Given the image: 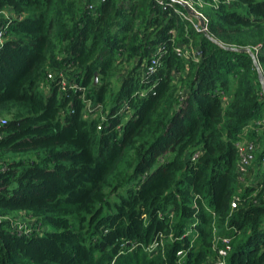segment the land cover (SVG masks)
Segmentation results:
<instances>
[{"label": "trees", "instance_id": "16d2710c", "mask_svg": "<svg viewBox=\"0 0 264 264\" xmlns=\"http://www.w3.org/2000/svg\"><path fill=\"white\" fill-rule=\"evenodd\" d=\"M183 1L0 0V264H264V0Z\"/></svg>", "mask_w": 264, "mask_h": 264}, {"label": "built area", "instance_id": "2783aa9c", "mask_svg": "<svg viewBox=\"0 0 264 264\" xmlns=\"http://www.w3.org/2000/svg\"><path fill=\"white\" fill-rule=\"evenodd\" d=\"M187 3V2H186ZM197 14L201 15L203 17V15L197 11L195 9V7L193 6V4L191 3H187ZM204 18V17H203ZM205 20V18H204ZM206 22V20H205ZM197 30L201 31V32H205V30H207V27L205 29H202L201 26L199 24L195 25ZM189 47H193V46H189ZM179 53H181V55L183 57H185L186 59H188L189 57H192L194 61L198 62V60L202 57V52L199 50H196L194 48H182V49H178L177 50ZM153 64H156L155 61H153ZM50 79H52V76H49ZM65 85V84H64ZM101 107L100 106H96L94 108L93 105H89L88 106V111L91 112H100L101 111ZM2 124H4L2 122ZM255 151H256V146L252 143L246 142L244 141L243 143L238 145V152H239V164H238V173L241 175H245L248 170L250 169L252 163L255 160ZM240 201V197L239 196H235L233 198L231 207L232 209H236L238 204ZM233 231L232 229L229 230ZM161 239H163V236H160ZM233 236L231 235H225L222 237H218L216 238V244H215V257L209 261L208 264H228V258L232 252L233 249ZM159 242L157 240H155L151 246L147 247L146 251L153 255L155 253H157L158 251V247H159ZM177 262L176 264H186V259H187V252L182 250L177 252Z\"/></svg>", "mask_w": 264, "mask_h": 264}, {"label": "water", "instance_id": "95a60500", "mask_svg": "<svg viewBox=\"0 0 264 264\" xmlns=\"http://www.w3.org/2000/svg\"><path fill=\"white\" fill-rule=\"evenodd\" d=\"M171 2H174V3H177L179 5H181L187 12L188 15L194 17L195 19L198 20L199 22V25L201 26L202 29H205L206 28V22L204 20V18L197 14L186 2H184L183 0H169ZM205 35L210 38L214 43H217V44H220L217 40H215L214 38H212L207 30H205ZM221 45V44H220ZM227 50H230V51H240V52H245V53H248L251 55V57L253 58L254 60V64L256 65L257 67V70H258V73H259V79H260V82H261V85H262V88H263V92H264V75L263 73L261 72L260 68H259V65H258V62H257V59L256 57L253 55L252 51L250 49H245V50H237V49H233V48H228ZM96 83H97V76H96Z\"/></svg>", "mask_w": 264, "mask_h": 264}, {"label": "rangeland", "instance_id": "374dc122", "mask_svg": "<svg viewBox=\"0 0 264 264\" xmlns=\"http://www.w3.org/2000/svg\"><path fill=\"white\" fill-rule=\"evenodd\" d=\"M124 70H127V68L124 69ZM125 74H126L125 72H122L121 75L119 76V78L124 77ZM119 86H120V84H119ZM119 86H118V83L116 82V83H115V90H118ZM94 108H95V107H94ZM96 112H98V111H96ZM102 112H103V109H102V111L99 112V114H101ZM17 221H18V222H24V221L26 222V219L21 218V219H18ZM25 222H24V223H25Z\"/></svg>", "mask_w": 264, "mask_h": 264}]
</instances>
